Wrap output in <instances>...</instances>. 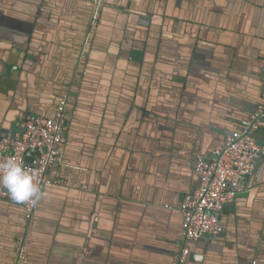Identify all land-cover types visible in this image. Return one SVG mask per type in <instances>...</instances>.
<instances>
[{
  "label": "crops",
  "instance_id": "crops-1",
  "mask_svg": "<svg viewBox=\"0 0 264 264\" xmlns=\"http://www.w3.org/2000/svg\"><path fill=\"white\" fill-rule=\"evenodd\" d=\"M94 11L0 0V137L29 113L53 116L88 68L49 172L73 185L47 184L30 222L0 199V264L23 234L25 264H174L197 154L222 147L262 98L264 0H105L97 26ZM256 137L261 157L223 209L222 235L192 242L188 264H264V121Z\"/></svg>",
  "mask_w": 264,
  "mask_h": 264
},
{
  "label": "built area",
  "instance_id": "built-area-1",
  "mask_svg": "<svg viewBox=\"0 0 264 264\" xmlns=\"http://www.w3.org/2000/svg\"><path fill=\"white\" fill-rule=\"evenodd\" d=\"M86 1L95 5L93 17L97 19L103 0ZM87 41L88 39L82 47L81 60L87 55ZM78 73L84 74L85 70H79ZM68 104L69 95L65 92L56 105L53 116L29 114L20 122L25 128L21 137L20 134L13 136L8 133L0 140V161L11 157L24 167L38 172L35 177V183L41 189L38 199L18 203L0 186V198L20 204L26 222L32 220L47 184L73 185L61 176L59 170L55 176L49 175L50 170L61 165L64 159ZM263 118L264 90L262 101L247 119L241 121L236 130L226 136L224 145L215 149L211 157L201 155L196 158L195 171L199 183L192 192L186 194L179 208L183 217V245L174 264H188L190 241L205 236L216 237L223 233L221 213L227 204L234 202L238 194L245 190L244 180L253 172L261 157L262 148L256 138V131ZM27 256L26 235L23 234L16 240L15 257L11 264H25Z\"/></svg>",
  "mask_w": 264,
  "mask_h": 264
},
{
  "label": "clouds",
  "instance_id": "clouds-1",
  "mask_svg": "<svg viewBox=\"0 0 264 264\" xmlns=\"http://www.w3.org/2000/svg\"><path fill=\"white\" fill-rule=\"evenodd\" d=\"M37 175L36 169H28L14 158L0 161V186L18 203L39 198L41 189L35 183Z\"/></svg>",
  "mask_w": 264,
  "mask_h": 264
},
{
  "label": "water",
  "instance_id": "water-1",
  "mask_svg": "<svg viewBox=\"0 0 264 264\" xmlns=\"http://www.w3.org/2000/svg\"><path fill=\"white\" fill-rule=\"evenodd\" d=\"M104 1L105 0H103V3H102V5L104 4ZM87 2H89L90 4H92L93 6H94V4L92 3V2H90V1H87ZM101 5V6H102ZM100 12L101 11H99V13H98V15H97V20H96V22H95V24H93L94 26H97V23H98V20L100 19ZM93 26V27H94ZM93 33V32H92ZM91 37H93L92 35H89V39H88V41H87V47H86V51L88 52V50H89V48H90V45H91ZM86 59V58H85ZM84 59V60H85ZM87 67H88V65H87ZM88 74V68H87V70H85V73H84V77L86 76ZM263 90H264V84H263V89H262V93H263ZM62 94L63 93H61V96H60V98L58 99V101H57V103H56V105L58 104V102H59V100L61 99V97H62ZM262 101V98H261V100L258 102V103H260ZM256 107V106H255ZM29 114H31V113H29ZM29 114H27V115H29ZM26 115V116H27ZM32 115H34V116H37V114H32ZM25 116V117H26ZM24 117V118H25ZM249 117V116H248ZM248 117H246V118H244V119H247ZM22 121V118H17L16 120H14V121H12L11 122V124H10V126H9V129L4 133V134H2L1 135V137H0V140H1V138L3 137V136H5L6 134H7V132H10L13 136H15L16 134H20V137L22 136V134H23V132H24V130H25V128L23 127V126H21V124H20V122ZM264 121V118L263 119H261V121L259 122V127H258V129L260 128V126H261V123ZM257 129V130H258ZM232 132V131H231ZM230 133V132H229ZM228 133V134H229ZM256 134H257V131H256ZM257 138V137H256ZM65 152H66V147H65ZM205 156V155H203V154H201V153H198L197 154V156H196V158L198 157V156ZM212 156V155H211ZM211 156H206V157H211ZM29 158H30V155H28L27 156V159L29 160ZM64 158H65V153H64ZM195 167H196V161H195V166H194V171H195ZM195 173H196V171H195ZM47 186V185H46ZM46 186L44 187V191H45V188H46ZM43 196H44V192H43ZM0 199H3V198H0ZM42 199H43V197H42ZM42 199H41V201H42ZM7 201H9V202H11V203H14V202H12V201H10V200H8L7 199ZM40 201V202H41ZM15 204H17V203H15ZM40 204V203H39ZM182 204V203H181ZM18 205H20V204H18ZM181 206V205H180ZM180 206H179V208H180ZM39 207V206H38ZM37 210H38V208H37ZM36 210V211H37ZM180 210V209H179ZM36 211H35V213H36ZM181 212V211H180ZM34 213V214H35ZM181 214H182V212H181ZM182 221H183V217H182ZM182 231H183V229H182ZM222 235V233L220 234V235H218V236H221ZM217 236V237H218ZM195 240H192V241H190L189 242V246H190V250H191V244H192V242H194ZM182 243H183V240H182ZM26 248H27V251H28V242L26 243ZM190 256H191V254H190ZM27 258H28V256H27ZM27 260V259H26ZM189 263V262H188Z\"/></svg>",
  "mask_w": 264,
  "mask_h": 264
},
{
  "label": "flooded vegetation",
  "instance_id": "flooded-vegetation-1",
  "mask_svg": "<svg viewBox=\"0 0 264 264\" xmlns=\"http://www.w3.org/2000/svg\"><path fill=\"white\" fill-rule=\"evenodd\" d=\"M93 16H94V13H93ZM92 16V23H94V20H97L96 18H94ZM96 22V21H95ZM93 25V24H92ZM86 41V40H85ZM83 46H84V43H83ZM78 71H79V68H77L76 70H75V80L71 83V84H69V86L67 87L68 89H66V93H68V95H69V104H68V108H69V105H70V99H71V96H72V94H71V90L78 84V82H77V80L79 79V77L81 76L79 73H78ZM65 93V92H64ZM224 229V228H223ZM181 248H182V246H181ZM181 250V249H180Z\"/></svg>",
  "mask_w": 264,
  "mask_h": 264
}]
</instances>
